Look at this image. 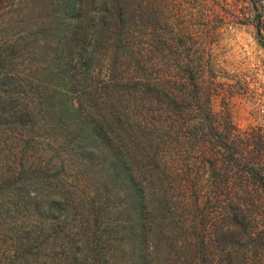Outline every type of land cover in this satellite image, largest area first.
I'll use <instances>...</instances> for the list:
<instances>
[{
	"label": "trees",
	"instance_id": "1",
	"mask_svg": "<svg viewBox=\"0 0 264 264\" xmlns=\"http://www.w3.org/2000/svg\"><path fill=\"white\" fill-rule=\"evenodd\" d=\"M150 3L0 0V264H264V134Z\"/></svg>",
	"mask_w": 264,
	"mask_h": 264
},
{
	"label": "rangeland",
	"instance_id": "2",
	"mask_svg": "<svg viewBox=\"0 0 264 264\" xmlns=\"http://www.w3.org/2000/svg\"><path fill=\"white\" fill-rule=\"evenodd\" d=\"M150 1L154 8L156 0ZM161 2L159 16L169 25L163 26L167 35L187 30L197 42V54L204 51L211 56L210 76L222 88L215 111L230 114L241 130L258 128L264 134V0ZM10 240L0 236L3 259L12 246Z\"/></svg>",
	"mask_w": 264,
	"mask_h": 264
}]
</instances>
